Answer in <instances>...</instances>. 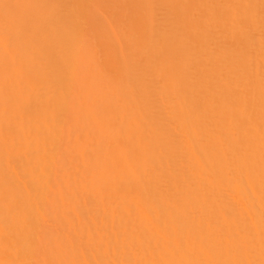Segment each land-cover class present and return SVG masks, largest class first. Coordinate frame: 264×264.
<instances>
[{
    "label": "bare ground",
    "instance_id": "obj_1",
    "mask_svg": "<svg viewBox=\"0 0 264 264\" xmlns=\"http://www.w3.org/2000/svg\"><path fill=\"white\" fill-rule=\"evenodd\" d=\"M0 264H264V0H0Z\"/></svg>",
    "mask_w": 264,
    "mask_h": 264
}]
</instances>
